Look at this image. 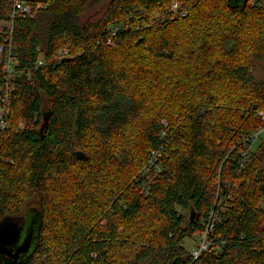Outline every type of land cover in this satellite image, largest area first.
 <instances>
[{"label": "trees", "instance_id": "obj_1", "mask_svg": "<svg viewBox=\"0 0 264 264\" xmlns=\"http://www.w3.org/2000/svg\"><path fill=\"white\" fill-rule=\"evenodd\" d=\"M21 1L19 68L39 49L45 65L16 81L0 133V222L38 201L29 264H264V148L245 142L264 130V0ZM161 147L141 196L132 182ZM213 212L194 261L183 242Z\"/></svg>", "mask_w": 264, "mask_h": 264}, {"label": "built area", "instance_id": "obj_2", "mask_svg": "<svg viewBox=\"0 0 264 264\" xmlns=\"http://www.w3.org/2000/svg\"><path fill=\"white\" fill-rule=\"evenodd\" d=\"M177 3L172 4V11H177ZM29 15L28 6L21 0H14L13 7L7 18L0 19V133L10 128V105L11 97L16 89V81L23 76L30 77L33 70L41 68L45 65L44 56L39 49L38 59L34 67L30 69H20L15 54V47L13 44L14 23L19 18H24ZM112 36H116L119 28L110 29ZM109 45L114 46L113 41ZM41 52V53H40ZM69 50L65 49L57 53L59 58L65 59L69 55ZM261 121L264 123V113L258 114ZM163 125L166 123L163 121ZM259 135H254L245 139L253 146ZM163 147L154 149L150 152L147 162L139 174L134 178L132 187L144 197L150 195L152 188L157 182L161 172V158L163 155ZM219 221L218 214H211L207 223L206 230L200 239L196 242L195 247L190 252L193 260L196 261L203 253L207 252L212 246L210 236L213 232L215 223Z\"/></svg>", "mask_w": 264, "mask_h": 264}, {"label": "water", "instance_id": "obj_3", "mask_svg": "<svg viewBox=\"0 0 264 264\" xmlns=\"http://www.w3.org/2000/svg\"><path fill=\"white\" fill-rule=\"evenodd\" d=\"M50 115L51 113L47 112L43 116V124L40 129L42 137L48 126ZM77 158L85 160L86 155L82 152H77ZM30 212L32 217L30 218L29 225L25 227L24 224L28 221ZM197 218L198 212L193 205H190L188 209V221L193 223ZM9 219L11 218L0 222V264H29L40 238L43 223L42 217L37 211L29 210L27 212V221L23 220L21 223L12 226L5 224V221Z\"/></svg>", "mask_w": 264, "mask_h": 264}, {"label": "rangeland", "instance_id": "obj_4", "mask_svg": "<svg viewBox=\"0 0 264 264\" xmlns=\"http://www.w3.org/2000/svg\"><path fill=\"white\" fill-rule=\"evenodd\" d=\"M173 3H176V2H173ZM177 8H178V4H177ZM255 75L256 77H258L259 79L261 80H264V66L262 65H258L256 71H255ZM263 146L264 148V130H262L260 132V135H259V138H257L256 142L253 144V149L255 148H258L259 146ZM30 204V206H28ZM27 206V209H31V210H34V209H38V201H32L30 202ZM180 213L186 215V212H183L181 211L180 209H178ZM26 212V211H25ZM29 212V211H27ZM33 212V211H31ZM31 212L29 213V219L27 221V213L23 216H20L18 218H11L7 221H5L7 225H17L19 223H21L23 220L27 221L24 226L27 227L30 223V218L32 217V214ZM200 239V236L199 235H192L190 237H187L184 242H183V246L184 248L189 251V253L193 250V248L195 247L196 245V242Z\"/></svg>", "mask_w": 264, "mask_h": 264}]
</instances>
